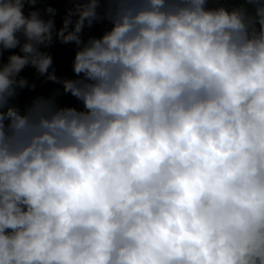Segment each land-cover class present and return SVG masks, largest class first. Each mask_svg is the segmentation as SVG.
Returning <instances> with one entry per match:
<instances>
[{
	"label": "clouds",
	"instance_id": "9594fccd",
	"mask_svg": "<svg viewBox=\"0 0 264 264\" xmlns=\"http://www.w3.org/2000/svg\"><path fill=\"white\" fill-rule=\"evenodd\" d=\"M0 264H264V0H0Z\"/></svg>",
	"mask_w": 264,
	"mask_h": 264
}]
</instances>
